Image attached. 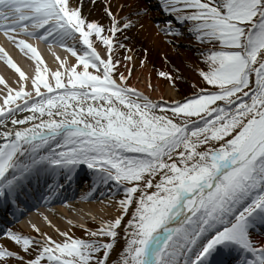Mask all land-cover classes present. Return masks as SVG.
<instances>
[{
  "label": "snow or ice",
  "instance_id": "snow-or-ice-1",
  "mask_svg": "<svg viewBox=\"0 0 264 264\" xmlns=\"http://www.w3.org/2000/svg\"><path fill=\"white\" fill-rule=\"evenodd\" d=\"M159 7L168 43L187 34L199 53V82L179 99L154 100L130 82L126 34L142 27L143 0H105L106 22L84 0H0V32L35 61L28 75L0 46L19 74L16 87L0 76V202L19 206L41 177L53 179L52 195L56 177L68 183L83 165L116 209L94 228L69 220L87 238L55 225L57 237L35 223L32 234L8 228L0 264H224L233 253L264 264L252 238L264 229V0ZM25 37L66 49L59 66ZM161 55L157 75L178 89L184 77Z\"/></svg>",
  "mask_w": 264,
  "mask_h": 264
},
{
  "label": "bare ground",
  "instance_id": "bare-ground-1",
  "mask_svg": "<svg viewBox=\"0 0 264 264\" xmlns=\"http://www.w3.org/2000/svg\"><path fill=\"white\" fill-rule=\"evenodd\" d=\"M104 2L105 0H96L94 7H88L89 0H84L85 10L88 11L91 18L100 19L106 22L107 18L104 16L103 12ZM111 3L114 6L117 3V0H111ZM143 3L149 8V12L147 15H143L140 20L142 27L134 28L131 30L130 34L126 35L131 36V39L127 42L132 48L134 44V46L136 45L147 49V52L143 53L135 50V56L133 55V52L131 53L133 61L130 82L138 89L145 91L154 100L159 99L160 97L169 100L179 99L192 91L193 80L199 82L198 73H196L194 67V65H199L198 56H194L191 52L185 50H173L165 42L164 37L159 34L157 28L151 22L152 20L149 19L150 17L158 20L167 19L166 14L160 11L159 5L161 0H143ZM161 25L164 26V23ZM162 32L165 35V32ZM25 38L29 39L34 44L36 42V40H33L30 37ZM171 38L175 39V44L179 47L185 46L184 44L186 43L195 42L192 37L187 34ZM38 44L40 45L37 47L41 52L45 63L50 69L55 70L59 66V61L56 60V57H63L66 54V49L61 47L56 48L57 50L48 48L49 46L43 44L41 41H39ZM0 46H4L9 51L20 65L21 69L28 75L35 74V61L31 60L30 55L25 56L23 52L18 50L7 39L3 32H0ZM161 54L164 56L166 55L170 61V65L167 66L168 69L172 70L171 65H175L176 68L180 69L184 77L183 80L177 81L179 84L178 89L174 88L166 79L159 78L155 74L153 65L159 66L160 68L165 67ZM140 56L146 57L142 65L139 63ZM69 59H71L70 56ZM0 75L3 76L11 86H17L19 74L2 60H0ZM149 84L151 87H148ZM25 86L28 87L29 85L26 83ZM3 87L4 85L0 84V89ZM81 186L84 188L68 197L66 202L57 200L40 205L22 217L19 222L10 225L8 228L20 230L26 234H32L34 230L31 228V224L35 223L40 226L43 231H47L54 237H57L58 234L53 227V225H55V227H59L62 230L70 229L75 235L87 238L85 237V229L73 227L69 224V220H75L81 224H86L88 228H94L97 226V222L101 218H108L115 215L116 209L110 206L114 201H109L107 195L101 196L100 191L94 193L89 185ZM39 188H41V185H39ZM47 195H49V193H47ZM45 217H47V219H45ZM92 217H95V221ZM48 220H50L52 224H49ZM0 242L8 243V238L0 235Z\"/></svg>",
  "mask_w": 264,
  "mask_h": 264
},
{
  "label": "rangeland",
  "instance_id": "rangeland-1",
  "mask_svg": "<svg viewBox=\"0 0 264 264\" xmlns=\"http://www.w3.org/2000/svg\"><path fill=\"white\" fill-rule=\"evenodd\" d=\"M166 43H167V42H166ZM136 49L141 50L143 53H145V51H144L145 48H141V47H140V48H137V47H136ZM179 50H182V48H179ZM167 55H171V54H167ZM165 56H166V55H165ZM161 57H162V55H161ZM163 61H164V60H163ZM154 69H155V73H156V75H157L158 71H159L161 68L159 69L157 66H155ZM171 69H172V67H171ZM168 70H169V69H168ZM170 71H171V70H170ZM157 76H158V75H157ZM158 77H159V76H158ZM160 78H162V77H160ZM163 79H165V78H163Z\"/></svg>",
  "mask_w": 264,
  "mask_h": 264
}]
</instances>
